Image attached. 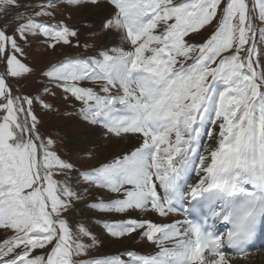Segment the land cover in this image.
<instances>
[{"label": "snow or ice", "instance_id": "6c2138e0", "mask_svg": "<svg viewBox=\"0 0 264 264\" xmlns=\"http://www.w3.org/2000/svg\"><path fill=\"white\" fill-rule=\"evenodd\" d=\"M74 11L85 14L80 24ZM260 25L264 0H0V264H253L250 247L264 236ZM81 30L118 43L38 72L34 40L94 47L81 45ZM37 74L46 82L25 94L20 82ZM54 89L73 102L64 115L80 117L65 135L87 142L102 129L138 145L81 172L40 131L35 104L54 110L39 94L55 98ZM73 172L113 194L86 205L120 214L103 221L110 237H139L156 250L91 255L101 240L75 220L83 196ZM178 212L183 219H156Z\"/></svg>", "mask_w": 264, "mask_h": 264}, {"label": "rangeland", "instance_id": "374dc122", "mask_svg": "<svg viewBox=\"0 0 264 264\" xmlns=\"http://www.w3.org/2000/svg\"><path fill=\"white\" fill-rule=\"evenodd\" d=\"M253 2H254V0H249L250 5ZM257 12H258V9H257ZM59 18H61V17L58 14L57 19H59ZM84 18H85V14H83L82 12H75L74 11L72 13V21L71 22L76 23V24H80L81 21L84 20ZM44 19H48V18L45 17ZM260 27L262 29H264V25H260ZM212 30H213V28H209L207 31H202V33L200 35L195 37V42H201L204 38L207 37V35ZM108 38L109 37H107L106 34H104V33H100L96 36H92V35H90L89 30H81V33H80L81 45H83L84 43H88L90 45H94V47H90V48L85 49L83 46L80 48L61 46V47H57L55 50L46 49L44 47L42 41L37 39V40L33 41L32 46L29 49L30 61L37 68V70L39 72L40 69H44L46 65L50 64V63H48V61L52 56H56V58H59L56 61L61 60L65 56H76L79 54H83L85 56H88V55H93L95 52V49L102 46V45L107 46V47H111V46H114L118 43V41H116V42L110 41L108 43ZM106 42H107V44H106ZM257 46H258V50L261 53V55H260V64H261L262 63L261 59L262 58L264 59V40L258 39L257 40ZM56 61H54V62H56ZM259 66L260 65L257 66L258 69H259ZM45 82L46 81L37 74L33 77H30L28 79V81H21L19 86L24 89L25 94L32 95V94H37L38 90L41 89L42 84H44ZM84 86L91 87L94 85L92 82L88 81V82H84ZM54 91H56V93H57L55 98L51 97L47 93H43L42 91L39 93L42 99H44L46 101H48V100L53 101L54 110H52V111L44 110L39 105L38 102H36V104H35V111H36L37 115H39L43 120V123L40 126V131L42 133H45V134H51L53 136V138H56L58 140L57 147H58L59 153L62 155V157L73 161L76 164L77 169H79L81 172H83L84 170H89V169L94 168V167H92L94 165L91 164L92 161L90 159H92V157L90 156L91 154L89 153V150L88 149H87V151L83 150L84 148H87V143L82 142L81 140L76 141L75 137H69V136L65 135V132L69 130V128L68 129L65 128V125H71L69 122L73 121V119L75 120L77 117L76 115H71V116L64 115V113H66V112H74L75 111V109L73 107V102L70 100L66 101L63 99L62 90L54 89ZM75 107H77V108L79 107L78 102H76ZM102 139L107 140L105 137H103ZM202 139H201V144L206 145V144H204L205 138L202 137ZM80 141H81V143H80ZM78 176L79 175L77 172H73L70 176V182L74 185L75 188L78 184L76 181V178H78ZM104 190H106V189H104ZM94 198L97 199V196H94ZM85 200H88V198L84 197L83 199H81L80 201H78L76 203V207L74 209L75 213L79 209L81 202L85 204ZM115 216L116 215H114V214H106V217H108V218H106V220L110 221L112 219H115ZM99 217H100V215H99ZM81 218L82 217L80 215L75 214V220L76 221H84L85 223H87L84 220L85 218H83V219H81ZM175 219H182V218L178 217ZM95 221L97 222V225L103 226L102 220H100L102 223L100 221L98 222L97 220H95ZM166 222H168V221H166ZM102 243L103 242H101L99 245H97V247L92 249L91 255L97 256V257H103V252L101 250ZM108 246L111 247L112 245H108ZM130 250H138V249H130ZM155 250H156L155 247H153L152 250H146V251L138 250V252H141L142 254H148V253L154 252ZM123 251L124 250H121L120 252H123ZM120 252H117V254ZM112 255H116V254H111L108 256H112Z\"/></svg>", "mask_w": 264, "mask_h": 264}, {"label": "bare ground", "instance_id": "6f19581e", "mask_svg": "<svg viewBox=\"0 0 264 264\" xmlns=\"http://www.w3.org/2000/svg\"><path fill=\"white\" fill-rule=\"evenodd\" d=\"M110 41L116 42L117 40L115 37H109L108 43ZM106 44H107V42H106ZM57 59H59V58H56V56H52L49 59L48 63H53ZM261 62H262L261 65H264V59L263 58L261 59ZM79 120H80L79 116H77L75 120L73 119V121H79ZM75 127H76L75 124H71V125H69V130H71ZM92 132H93V134L87 139V142H85V143H87V149L89 150V153L91 154L90 156L92 157V159H90L92 161L91 164L94 165L92 167H97L100 163H106V162L110 161L114 156L119 155L121 152H125V151L129 150L132 146L138 145V140L136 137H129L126 140H119L117 138H106L102 134H99V135L96 134L97 132H102V129H93ZM103 137H105L107 140L102 139ZM204 138H205L204 144L207 145V144L211 143V141H209L207 137H204ZM75 140L79 141V140H81V138L77 136V137H75ZM81 141H80V143H81ZM194 180H195V177H193V182H194ZM76 181L78 183L76 186V190L82 194L83 198L86 197V198H88V200H85V204L82 202H81V204L79 203L80 207L75 214L80 215L82 217L81 219L85 218L84 220L87 222V224L90 227H92L94 229L98 238L101 240V242H103L102 248H101V250L103 252V256H108L111 254H117V252H120L121 250H125V249H129V250L130 249H138V250H142V251L153 249V247H154L153 245H150L148 242L141 240L139 237H137L135 240H133L131 238L116 239V238L110 237L108 235V233L104 230V227L102 225H97V222L95 221V220H97L98 222L100 220L105 221L106 218H108V217H106V213L101 214V212H99V211L87 208L86 205L90 204L92 202H95L101 196L108 198V197L112 196L113 194L108 193L107 190H104V189L102 190V189L96 188L92 185H89L86 182H83L79 176H78V178H76ZM94 196H97V199H95ZM99 215H100V217H99ZM114 215H116L115 218H121L120 214H114ZM178 217H180L182 219L184 218L183 214L178 212L176 214H173L168 219L158 218V217L156 219L162 220L164 222H166V221L170 222V219H175ZM108 245H112V246L110 247ZM138 250H136V251H138ZM250 258L253 261V264H264V249H261V250L255 252V254L254 253L250 254Z\"/></svg>", "mask_w": 264, "mask_h": 264}]
</instances>
